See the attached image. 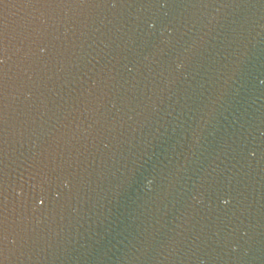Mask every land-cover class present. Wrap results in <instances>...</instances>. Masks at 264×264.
Wrapping results in <instances>:
<instances>
[{"label": "water", "instance_id": "obj_1", "mask_svg": "<svg viewBox=\"0 0 264 264\" xmlns=\"http://www.w3.org/2000/svg\"><path fill=\"white\" fill-rule=\"evenodd\" d=\"M0 264H264V0H0Z\"/></svg>", "mask_w": 264, "mask_h": 264}, {"label": "clouds", "instance_id": "obj_2", "mask_svg": "<svg viewBox=\"0 0 264 264\" xmlns=\"http://www.w3.org/2000/svg\"><path fill=\"white\" fill-rule=\"evenodd\" d=\"M226 202V201H225Z\"/></svg>", "mask_w": 264, "mask_h": 264}]
</instances>
